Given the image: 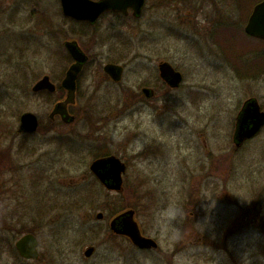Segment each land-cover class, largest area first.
Instances as JSON below:
<instances>
[{"label":"rangeland","instance_id":"1","mask_svg":"<svg viewBox=\"0 0 264 264\" xmlns=\"http://www.w3.org/2000/svg\"><path fill=\"white\" fill-rule=\"evenodd\" d=\"M147 1L133 22L100 20L95 40L70 31L59 0H0V264H241L246 252L261 264L264 128L240 148L232 141L245 100L264 110V61L253 59L255 79L242 69L264 57V45L243 30L254 0ZM115 32L123 39L109 37ZM68 40L90 60L70 107L75 119L64 123L50 120L60 93L32 88L44 76L59 85ZM244 45L258 49L242 52ZM109 61L124 66L118 85L103 73ZM160 62L181 72L179 88L152 75ZM146 82L158 91L140 104L135 97ZM26 112L39 124L31 135L18 132ZM99 148L126 164L120 192L89 170ZM171 205L184 215L162 224ZM129 209L156 249L139 250L109 230L110 219ZM30 232L39 241L34 261L14 250Z\"/></svg>","mask_w":264,"mask_h":264},{"label":"water","instance_id":"2","mask_svg":"<svg viewBox=\"0 0 264 264\" xmlns=\"http://www.w3.org/2000/svg\"><path fill=\"white\" fill-rule=\"evenodd\" d=\"M60 2L65 17L90 24L95 23L104 12L109 10L126 14L127 10L131 9L133 15L138 17L144 5V0H60ZM244 32L264 42V0L254 6ZM65 48L72 58L73 64L68 68L61 82V87L66 91V97L63 101L54 105L51 117L57 115L64 123H69L73 121V116L69 114L68 106L75 103L76 80L88 58L75 41L66 42ZM103 70L114 81L121 79L122 68L120 66L106 64ZM159 71L161 77L169 81L172 86H177L181 81V75L175 72L168 63H161ZM40 91H48L49 93L55 91V85L48 76L42 77L32 88L34 93ZM263 126L264 111L261 110L257 100L250 99L246 101L237 117V127L234 135L236 147L255 136ZM37 128L38 120L34 114L26 112L20 116V132L33 133ZM90 170L106 189L118 192L122 189V174L125 172V166L114 156L95 161L91 164ZM100 218L101 215H98V219ZM110 230L128 237L138 249L150 250L157 248V243L153 239L141 235L138 224L134 219L133 210H127L115 217L110 223ZM37 247L38 241L30 233L21 236L15 243L18 254L24 259H37ZM84 254L86 257H90L92 249H87Z\"/></svg>","mask_w":264,"mask_h":264},{"label":"flooded vegetation","instance_id":"3","mask_svg":"<svg viewBox=\"0 0 264 264\" xmlns=\"http://www.w3.org/2000/svg\"><path fill=\"white\" fill-rule=\"evenodd\" d=\"M92 1H99V0H92ZM59 4H60V10H61V14H62V20H64V21H66V22H69L70 23V25L72 26V27H70V31L71 32H73V33H75V35H77L78 33H80L81 35L82 34H84V31L85 32H90V33H92L93 34V36L95 37V40H98V34H97V26H98V24H99V22H100V20H102L103 18H105V17H107V16H112L115 20H117V21H129V20H131L132 22L133 21H135V20H137V19H139V18H142V16L144 15V12H146V10H147V4H148V1L147 0H144V5H143V8H142V10H141V14L137 17V16H134L133 15V11L131 10V9H128L127 10V13L126 14H123V13H121V12H117V11H112V10H109V11H106V12H104L100 17H99V19L95 22V23H93V24H90V23H87V22H84V21H76V20H74V19H72V18H69V17H65L64 15H63V12H62V8H61V2H60V0H59ZM199 5H201V4H199ZM252 8H254V6L252 7ZM252 11H253V9H252ZM251 11V12H252ZM203 25V24H202ZM202 25H200V27L202 26ZM221 26H223L222 25V23L220 22L218 25H217V27L214 29V31L212 32L211 31V33H214V34H217L218 32H219V30L222 28ZM219 27H220V29H219ZM76 30H78L79 32H77ZM200 30H203L202 28H200ZM175 31H176V28L175 27H171L170 29H168V32L169 33H171V34H174L175 33ZM177 34H179V33H177ZM205 35V38H207L206 36H208V33L207 32H205L204 30H203V33H202V36H204ZM110 38H114V39H118V40H121V39H123V35L120 33H117V32H115V33H111L110 34V36H109ZM71 41H75L77 44H78V42H77V40H71ZM79 45V44H78ZM80 47V46H79ZM80 49H81V47H80ZM82 50V52L83 53H85V51L83 50V49H81ZM220 52H223V50H219ZM88 63H89V59H88V61H87V63L82 67V70H81V72L79 73V75H78V78H77V83H76V91H75V102H76V100H77V98H78V89H79V87H78V84H79V78L81 77V75H82V73L84 72V70L86 69V66L88 65ZM161 63H164V62H160L158 65H157V68L155 69V72H156V75L153 73L152 75H154L155 77H156V80L158 81V83H161L162 85H164L165 86V88H168V89H170V90H175V89H177V88H179L180 86H181V84H182V82H183V76H182V74H181V72L176 68V67H174L172 64H170L169 62H165V63H168L172 68H173V70L175 71V72H178L180 75H181V81L179 82V84L177 85V86H172L170 83H169V81H167V80H165V79H163L162 77H161V75H160V71H159V65L161 64ZM72 64V61H70V63H69V65H71ZM105 64H114V65H118V66H120L121 68H122V73H121V79H122V77H123V74H124V72H125V69H124V66L122 65V64H118V62H114V61H109V62H107V63H105ZM104 64V65H105ZM104 67V66H103ZM102 70H103V68H102ZM103 73H104V75L110 80V82L113 84V85H118L119 83H120V80L119 81H114L109 75H107L105 72H104V70H103ZM63 79V78H62ZM62 81V80H61ZM61 83V82H60ZM57 88H58V86H56L55 85V91L53 92V93H49V94H54V93H56L57 92ZM60 89L62 90V88L60 87ZM63 91V90H62ZM157 91H158V87L156 86V84H154L153 82H146V83H143V84H141L140 86H139V91H138V93H137V96L135 97V99H137L138 100V103H140V104H143L144 102H149V101H151V100H154L155 98H156V94H157ZM63 92H65V91H63ZM45 93H48L47 91H45ZM65 95H66V92L64 93V95H63V98H61L60 100H58V102L59 101H63L64 99H65ZM247 100H245L244 101V103L243 104H241V107H240V109H239V111H238V113H237V115H236V117H235V122H234V131H233V135H232V141H233V143H234V146H235V148H240L245 142H247V141H244L239 147H236V145H235V140H234V135H235V130H236V127H237V117H238V115H239V113H240V110L242 109V107H243V105L245 104V102H246ZM261 107V106H260ZM261 110H262V107H261ZM69 113H70V111H69ZM71 114V113H70ZM56 117L57 118H59V120L60 121H62L61 119H60V117H58L57 115L56 116H52L51 117V115H50V120H54V119H56ZM74 116H73V121H74ZM72 122V121H71ZM38 126H39V124H38ZM38 129V128H37ZM37 131V130H36ZM35 131V132H36ZM18 132L19 133H23V134H28V135H31V134H33V133H35V132H33V133H26V132H20L19 131V129H18ZM107 153V151L105 150V149H103V148H99V150H97L96 151V154L97 155H95V158H94V160L92 161V163H94L95 161H97V160H100V159H104V158H107V157H111V156H114V155H107L106 154ZM115 158H117L124 166H125V172H126V164H125V162H123L120 158H118V157H116V156H114ZM91 163V164H92ZM90 170V169H89ZM90 172H91V170H90ZM125 172L122 174V187H123V175L125 174ZM92 175L94 176V178H95V180L98 182V183H100L101 185H103L100 181H99V179L97 178V176L92 172ZM122 190V189H121ZM120 190V191H121ZM108 191H110V190H108ZM119 191V192H120ZM98 215H101V218L100 219H98ZM98 215H96V218H97V220H102L103 218H104V214L103 213H99ZM113 220V218L112 219H110V222H109V230H110V223H111V221ZM111 231V230H110ZM141 231V230H140ZM26 234H28V233H26ZM30 234H33V233H31L30 232ZM114 234V233H113ZM142 234V233H141ZM35 237H36V235L35 234H33ZM114 235H116V236H123V237H125V238H127L126 236H124V235H120V234H117V233H115ZM19 239V238H18ZM17 239V240H18ZM36 239H37V241H38V238L36 237ZM16 240V241H17ZM16 241H15V243H16ZM15 243H14V250H15V252H16V254L21 258V259H23V260H30V261H34V260H37L38 258H39V241H38V247H37V251H38V258L37 259H34V260H31V259H24V258H22L19 254H18V252H17V250H16V248H15ZM91 249H92V253H93V251H94V248L93 247H90Z\"/></svg>","mask_w":264,"mask_h":264},{"label":"clouds","instance_id":"4","mask_svg":"<svg viewBox=\"0 0 264 264\" xmlns=\"http://www.w3.org/2000/svg\"><path fill=\"white\" fill-rule=\"evenodd\" d=\"M161 215V223L165 225H171L173 221H176L178 218H181L184 213L183 209L177 205H171L166 210L162 211ZM175 234L179 235V229H175ZM258 258L261 261V264H264V254H258ZM216 264H220V260L216 262ZM241 264H254L253 257L249 252H246L241 257Z\"/></svg>","mask_w":264,"mask_h":264},{"label":"trees","instance_id":"5","mask_svg":"<svg viewBox=\"0 0 264 264\" xmlns=\"http://www.w3.org/2000/svg\"><path fill=\"white\" fill-rule=\"evenodd\" d=\"M260 0H257V1H253V2H251L250 3V5L251 4H256L257 2H259ZM253 5H251V6H249L250 8L253 6ZM252 9V8H251ZM248 17V16H247ZM247 39V38H246ZM252 41H256V42H259V43H261V44H263V42L262 41H260V40H256V39H252ZM254 43V42H253ZM256 44V43H255ZM257 45V44H256ZM252 47V48H251ZM251 47L250 46H247V45H244V50L245 51H242V52H252V51H255V50H257L258 49V47L257 46H253V45H251ZM67 55V54H66ZM260 56V55H259ZM68 57V56H67ZM239 57H240V55H239ZM258 59V61L260 62V63H262L263 61H264V57H257V55L256 56H254L253 58H250V60H249V65L248 64H245L244 65V67L242 68V69H244L243 70V72L244 73H246V74H248V77H252L253 79H255L256 78V73H260V71H259V65L258 64H256V63H254V61H253V59ZM68 59H70L69 57H68ZM263 64V63H262ZM256 69V70H255ZM254 72V73H253ZM57 93L59 94L60 93V95H58L59 96V99L58 100H60L61 98H63V94H64V92L60 89V87L58 86V88H57ZM57 100V101H58ZM58 139V138H57Z\"/></svg>","mask_w":264,"mask_h":264}]
</instances>
